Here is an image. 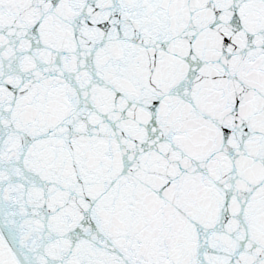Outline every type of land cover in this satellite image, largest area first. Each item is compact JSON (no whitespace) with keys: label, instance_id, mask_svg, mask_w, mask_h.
I'll use <instances>...</instances> for the list:
<instances>
[{"label":"snow or ice","instance_id":"obj_1","mask_svg":"<svg viewBox=\"0 0 264 264\" xmlns=\"http://www.w3.org/2000/svg\"><path fill=\"white\" fill-rule=\"evenodd\" d=\"M0 264H264V0H0Z\"/></svg>","mask_w":264,"mask_h":264}]
</instances>
